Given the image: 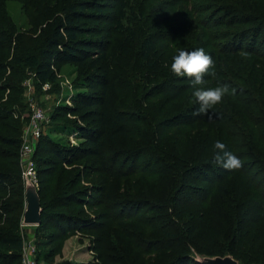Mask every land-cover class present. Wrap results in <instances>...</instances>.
<instances>
[{
	"label": "trees",
	"instance_id": "16d2710c",
	"mask_svg": "<svg viewBox=\"0 0 264 264\" xmlns=\"http://www.w3.org/2000/svg\"><path fill=\"white\" fill-rule=\"evenodd\" d=\"M21 1L40 30L26 49L0 21V72L8 63L14 70L13 82H0V264H22L26 206L22 124L3 110V92L18 91L27 70L40 86L53 83L67 64L86 67L75 107L52 116L34 153L39 258L79 264L63 259L65 243L95 232L89 249L99 264H202L188 247L207 206L221 198V244L197 252L264 264V0H161L170 1L165 8L119 0L112 12L101 0ZM200 47L216 75L198 87L236 89L206 115L194 114L192 79L170 71L179 49ZM68 113L78 118L63 123ZM217 140L241 158L239 170L212 163ZM88 207L103 208L91 217Z\"/></svg>",
	"mask_w": 264,
	"mask_h": 264
},
{
	"label": "rangeland",
	"instance_id": "374dc122",
	"mask_svg": "<svg viewBox=\"0 0 264 264\" xmlns=\"http://www.w3.org/2000/svg\"><path fill=\"white\" fill-rule=\"evenodd\" d=\"M64 1L65 0H50V5L51 7L57 5L61 6L64 4ZM118 1L119 0H101V3L106 4L108 10L112 12ZM144 1L145 0H136L137 7L139 8V4ZM153 2L155 7L160 6L165 8L170 1L161 3V0H155ZM198 2L202 4L200 1ZM33 19H35L34 11L29 2L21 0H0V21L2 23L11 24L14 27V41L18 43L17 38L22 37L23 47L26 49L32 44L33 40L37 39L39 36L37 33L40 28L38 27L37 29L33 25ZM12 66V64L8 63L5 70H1L0 82L2 84L13 82L14 70ZM20 66L25 67L24 64ZM85 68V66H78V64L64 65L58 74V79L53 83H46L48 85L44 84L43 86H40L33 79V76L30 75L32 72L27 70L25 75L21 74L20 76L18 91L7 88L6 91L3 92L4 98L1 101L2 107L5 108L3 110L13 111L15 116L20 118L22 124L20 131L22 130L23 143L29 135L30 122L34 111L42 110L48 116L46 125L47 128L50 129L54 126L52 116L58 113L62 106L75 107V103H73L71 97L76 92L75 86L78 80L82 78ZM77 118V115L68 113L66 118H63L61 121L63 123H71ZM68 139L72 145H77L80 142L77 134H71ZM23 164L22 168L26 167L25 163ZM37 164L36 169L38 166ZM144 193L145 191H142L141 195L144 196ZM2 201H4V199H2ZM222 203L221 198H217L210 206H207V211L196 233V237L190 241L188 247L190 249L189 255L198 263L205 257H217L208 254H199L197 248H201L204 251H213V249H217L219 244H221L220 237L227 227L222 218ZM88 208L89 211L86 210L88 216L95 217L97 212L99 213L103 207H99L97 210L95 208ZM4 229L5 226L1 222L0 231ZM20 233L23 235L24 239L30 237L35 243H37V241L39 242L43 237L35 225L27 226L21 223ZM46 233H49V231H46ZM96 237L97 234L95 232L73 233L65 243L63 259L73 260L76 261L75 263L78 262L79 264H99L100 261L97 259V253L89 249V247L93 245L91 241L95 240ZM49 248L50 246L47 244L42 250L44 252ZM63 259L61 257L57 258L58 261ZM147 260H151L152 262V256Z\"/></svg>",
	"mask_w": 264,
	"mask_h": 264
},
{
	"label": "clouds",
	"instance_id": "9594fccd",
	"mask_svg": "<svg viewBox=\"0 0 264 264\" xmlns=\"http://www.w3.org/2000/svg\"><path fill=\"white\" fill-rule=\"evenodd\" d=\"M170 71L177 77L192 79L194 91L192 96L199 104L195 115L208 114L215 105L223 102L226 95H235L236 89L228 84H219L215 87H198L206 83L204 77H215V61L204 48L194 50L179 49L172 58ZM214 156L212 163L219 165L225 170H239L243 161L234 152L227 150L226 145L217 140L213 145Z\"/></svg>",
	"mask_w": 264,
	"mask_h": 264
},
{
	"label": "built area",
	"instance_id": "2783aa9c",
	"mask_svg": "<svg viewBox=\"0 0 264 264\" xmlns=\"http://www.w3.org/2000/svg\"><path fill=\"white\" fill-rule=\"evenodd\" d=\"M46 122H48V116L42 110L34 111L30 122L29 135L25 139L24 143H22L21 147L22 164L25 163L26 166L23 167V180L28 178L32 180L37 186L38 175L34 153L40 138L47 131ZM39 252L40 250L32 238L28 237L27 239H24L22 249V264H47L44 259L39 258Z\"/></svg>",
	"mask_w": 264,
	"mask_h": 264
},
{
	"label": "water",
	"instance_id": "95a60500",
	"mask_svg": "<svg viewBox=\"0 0 264 264\" xmlns=\"http://www.w3.org/2000/svg\"><path fill=\"white\" fill-rule=\"evenodd\" d=\"M26 206L22 218L23 225L37 226L42 220L41 198L38 186L30 179L24 180ZM202 264H239L232 256L205 257L201 260Z\"/></svg>",
	"mask_w": 264,
	"mask_h": 264
}]
</instances>
